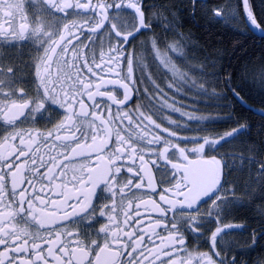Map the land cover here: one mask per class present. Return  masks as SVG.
<instances>
[{
    "label": "snow or ice",
    "instance_id": "6c2138e0",
    "mask_svg": "<svg viewBox=\"0 0 264 264\" xmlns=\"http://www.w3.org/2000/svg\"><path fill=\"white\" fill-rule=\"evenodd\" d=\"M245 19L250 25L259 29L255 17L251 11L248 0H241ZM141 0H113V3H105L104 0H39V7L50 16L63 14V19L67 20L71 16H91V21H86L84 24L73 23L71 25L64 24V31L59 30L55 33L49 32L45 22L39 18H34L30 23L32 24L29 37H38L41 42L47 43L44 49L45 55L40 60L37 68L36 76L40 87L37 89V97L34 100H29L27 96L21 94L17 95V90L10 82H5L0 79V121L5 126H10L13 129L18 127L17 120L23 116L24 120L20 121L23 124L25 121L35 122L37 117L46 112V104H57L60 108L71 111L74 103L78 102L82 110V116L88 117L87 112H83V103L78 100V96L87 95L90 101H93V112L90 117V129L80 132V136L73 135L71 143L68 137H61L58 134L62 125H57V131H50L45 136L36 131H20L12 132L6 136L0 137V142L8 145L9 141H15L19 137V143L15 148L10 145L0 152V206L4 211L0 212V264H237L233 258L231 260L221 258L220 252L216 251L218 237L222 240V233L226 229L217 226L209 237L211 254L200 253L198 256H192L186 250L185 239L181 229L196 232L207 218L215 216L219 217L220 204L227 203L226 200L220 199V193L224 190L220 184V170L218 161H198L193 162L188 159L185 154V149L179 147L176 143H171L176 139L175 132H168L165 128L162 131L166 133V137L161 139L158 134L161 131L160 124H157L150 115H145L143 112H138V120L133 121L127 114L121 115L122 109H117L116 118L121 123L127 122L128 129L127 139L121 136L120 131L115 133V141L112 148L105 152L108 148V139L111 136L108 125L114 123L112 114L109 112L107 120L96 111L100 108V104L96 102V96H107L113 104H123L130 99L129 84L133 88L136 87L135 81L132 79V59L131 56H124L123 60L127 67V74L123 77L116 73L114 80L104 79L105 69L114 68L121 63L120 56L125 51L123 47H117L108 44V51L100 52L97 57L94 51L96 41H91V45L86 44V40L91 36L97 34V30L103 27L104 23H108L106 32H111L112 35L118 39L121 45L129 43V36L135 39V32L141 29H147L148 24L144 21V13L140 7ZM125 9H132L134 23L131 29L120 28L114 21L120 16ZM71 10V11H69ZM113 12L111 18L108 15L109 11ZM219 15L217 11L214 13ZM19 15V21L16 20ZM0 16L6 21H9L8 27L11 31H6L0 28V36L5 38L25 39V32L28 29L25 27L27 18L23 13L22 0H0ZM83 34L85 30L88 31V36L85 40H80L79 35L73 30ZM122 33H124L122 35ZM101 35H103L101 33ZM58 37V39L56 38ZM73 40L79 43H73ZM60 48V52H56V48ZM88 48V52H84V48ZM152 50L154 58L158 59L163 67L168 68L174 77H178L183 81L186 74L182 73L172 63L168 53H179V44H170L165 51H161L156 47V41H152ZM182 54V53H181ZM56 56L54 62L57 69L56 72L51 71L53 67L52 57ZM105 57L106 61L105 62ZM99 59L100 63L97 62ZM82 69H86L91 79L85 80ZM94 69L96 71H94ZM142 72H146V67L141 68ZM12 69H0V74L11 73ZM14 75V74H13ZM139 79H148L154 84L151 76L141 75ZM94 81H99L95 83ZM127 81L128 83H124ZM109 84H118L120 88L124 89L123 100L117 101L116 97L110 91H101L102 88L107 89ZM67 85V88L65 87ZM195 86V85H193ZM171 87V85H169ZM12 89L6 92L5 89ZM203 91V89H200ZM147 91V90H145ZM154 91L163 95V90L159 86H154ZM235 94V93H234ZM237 99H239L238 94ZM13 97L22 101L16 103ZM4 101H7L5 103ZM160 107L159 111L163 112L166 108H171L173 112L179 109L172 107L164 101H158ZM110 107V105H105ZM151 111V109H149ZM27 112V114H25ZM157 113H153L156 115ZM75 115V113H73ZM190 119L192 117H189ZM170 125L175 124L174 121H168ZM95 125V127H92ZM176 128L180 125L175 124ZM149 129H154L151 138H148L144 133ZM99 130V131H98ZM122 130H124L122 128ZM74 131H80L74 129ZM133 133L139 137L140 140H146V146L161 145L162 151H154L156 160H149L145 162L143 152H137L133 143ZM102 135L104 139L98 140L97 137ZM233 133H228L221 137L222 140H227ZM38 138V141H43L48 145H55L60 142V145L65 149H70L71 156H63L67 163L57 164L59 155H52L51 149L49 151L50 159L45 161L42 159V154L39 153V142L35 147L26 143ZM91 140V145H87V141ZM195 142V141H193ZM220 141H210L207 138L203 139V143L199 147L191 149V152L201 154L204 151L205 145L210 148L214 147ZM75 144V147L72 144ZM169 149H173V157L179 154L182 157L181 163H172L169 159ZM94 152L96 156L97 165L94 169L91 166L92 155ZM76 156H82L87 160L88 164H82L80 168V175H74L71 178L67 176V171L73 164ZM107 156L105 160L104 157ZM23 157V161H21ZM139 158L140 165H136V158ZM123 158L132 161L130 165H122L119 163ZM159 162V166L157 164ZM151 163L153 167H158L160 172V184L170 185L169 188L161 187L159 195L160 201L165 205L159 208L160 220L168 219L169 224H161L159 220L154 221L155 227L149 231L144 230V226L140 223L142 217L139 216L137 210V220L132 223L128 213L123 211V201L127 199L125 196V188L129 191L134 187L141 189L142 182L133 185V179L143 181V173L146 171L144 165ZM24 165V167L21 166ZM133 167H138L140 171L134 176L125 179L121 175L122 168L126 169L127 173L133 172ZM45 171H41V169ZM57 168V171H53ZM98 169V171L96 170ZM27 172V177L23 174ZM179 173V179H177ZM27 180V185L24 186L22 178ZM59 180L57 184L55 181ZM10 183L11 187L7 188ZM72 184V190H69L67 185ZM148 187L152 191H156L153 185L152 178L148 180ZM39 184L40 187H36ZM103 185L100 189L101 193H109V198L113 199L112 205L103 204L99 208L93 205V199L96 197V189ZM19 185V187H18ZM7 188V191H6ZM119 196L120 205H117L115 197ZM8 197V199H6ZM207 197L204 203L208 201L215 202L220 200V204H215L213 210L208 212L207 217H200L194 213L200 212V201ZM69 200H75V203L69 204ZM58 201H61L58 203ZM33 202H36L41 209H49L52 215L46 214L43 211L35 212ZM153 208H157L154 201L150 202ZM15 205L20 212H27L28 217H31V222H35L36 218L42 217V221H52L53 223L60 220H71L73 224L80 221H92L96 219V215L100 217L107 216L108 224L99 229L100 233L104 234L101 242L95 240L84 244L80 241L79 236L74 235L71 231L59 232L56 228L48 229V237H35L29 234L26 230L9 227L15 220V215L7 210ZM121 208L117 212V207ZM147 207V205H145ZM71 209V211H69ZM107 209V211H105ZM63 211V217L54 215ZM17 212L16 215H20ZM84 214V215H82ZM123 215L124 220L118 221L116 217ZM78 217L79 220L73 219ZM21 221L29 223V219L21 215ZM178 218L182 221L181 226L178 227ZM131 228L125 230L126 228ZM233 226L228 225V229ZM156 228H162L166 232L167 238L161 236ZM63 235L64 239H61ZM147 235L148 239L144 237ZM28 237V238H25ZM54 237V238H53ZM153 237L160 240V244L156 245ZM29 238L32 243L29 244ZM37 239H43L47 244V248H43L36 243ZM152 245L160 249V251H153ZM77 249H79L77 251ZM184 252V258L181 259V252ZM25 253H30L34 259H23L20 257ZM163 257V258H162ZM215 257V259H214Z\"/></svg>",
    "mask_w": 264,
    "mask_h": 264
},
{
    "label": "flooded vegetation",
    "instance_id": "af4514ba",
    "mask_svg": "<svg viewBox=\"0 0 264 264\" xmlns=\"http://www.w3.org/2000/svg\"><path fill=\"white\" fill-rule=\"evenodd\" d=\"M162 0H141V10L144 13V21L149 25L147 29H141L139 32H135V39L129 36V43L121 45L117 38H115L111 32H106L105 29L108 28V23L105 22L103 27L97 30V34L86 40V44L91 45V41H96L97 45L94 46V51L99 57L100 52L107 53L108 44L111 43L117 47H123L125 51L120 56L121 63L116 65L114 68L105 69L104 79L114 80L116 78V73H119L121 77L127 74V67L124 63V56H131L132 59V79L135 81L136 87L133 88L129 84V96L130 99L125 101L123 104H113L108 100L107 96L100 97L96 96V102L100 104V108L96 111L98 114L102 115L105 120L109 117V112L112 114L114 123L108 125L109 131L111 133L108 139V148L105 149L107 152L112 148L115 141V133L120 131L121 136L127 139V132L131 131L128 129L127 122L123 125L116 118L117 109H122L121 115L127 114L132 118L133 121L138 120V112H143L145 115H150L157 124H160L161 131L158 133L161 139L166 137V133L162 130L167 128L168 132H175L176 139L170 141L171 143H176L179 147L185 149V154L188 159L193 162L207 161L211 162L213 160L219 162L220 170V184L223 186V191L220 193V199L226 200L227 203L220 204V200L208 201L207 197L201 199L199 213H194L200 217H207L208 212L213 210L215 204H220L219 217L215 216L213 211V217L204 220L202 226L198 228L196 232L181 229V232L185 239L186 250L192 256H198L200 253L211 254V247L209 237L211 233L215 230L217 226H221L226 229L225 233H222L223 239L218 237V242L216 245V251L220 252L221 258L224 259H235L237 264H264V260L260 251L261 238L264 234V162L255 153H250L249 148L237 147L235 143L239 140L242 145L243 136L246 132L245 128L241 125L230 128L231 116L229 113H223L224 106L228 105L225 101V97L229 95L225 92L219 91L218 82L216 79L217 73L214 64H210L205 59L199 58L200 55L197 51L193 50H182L180 49L177 54L178 64L180 65L182 73L186 74L185 80L181 81L178 77H174L171 72L164 69L159 65L157 59L154 58V52L152 50V41H156V47L162 52L166 50L167 46L170 44H178V41L184 40L180 34L183 31L181 27L175 23L174 19L169 17L167 14L166 6L161 2ZM105 3H113V0H104ZM127 3V0H125ZM95 3V0H93ZM23 13L27 18L29 23L25 24L28 29L25 32V39H15L5 38L0 36V69L6 70L11 68L12 72L8 74H0V79L5 82H10L14 85L17 90V95H25L31 101L37 97V89L40 87L39 81L37 80L36 72L39 66L40 60L44 57V49L47 47V43L41 42L38 37H29V32L31 31L32 21L34 18H39L45 22L47 30L49 32L55 33L56 31L63 32L64 24L71 25L84 24L86 21H91L93 17L91 16H71L69 19L64 20L63 14H57L56 16H50L44 12L39 7V0H22ZM71 11V10H69ZM132 9H125L121 12L117 21H114L118 25V30L122 27L124 29H131V25L134 23ZM109 17L113 15L110 10L108 12ZM16 20L19 21V15H17ZM9 21H6L2 16H0V28L6 31H11L8 27ZM178 28V30L176 29ZM79 35L80 40H85L88 36V31L85 30L83 34L77 32L76 29L73 30ZM101 33L103 35H101ZM124 33H122L123 35ZM58 39V37H56ZM73 43H79L77 40H73ZM56 52H60V48H56ZM84 52H88V48H84ZM182 53V54H181ZM197 55V56H194ZM190 58V59H189ZM56 61V56L53 55L52 63L53 67L50 69L56 72L54 62ZM97 62L100 63L99 59ZM105 62L106 57H105ZM146 67V72H142L141 68ZM85 80L91 79L89 77L86 69H82ZM94 71H96L94 69ZM14 74V75H13ZM141 75L151 76V80L154 84L149 82L148 79L141 80L139 77ZM99 83V81H94ZM124 83H128L124 81ZM171 85V87H169ZM195 85V86H193ZM154 86H159L163 90V95L154 91ZM67 88V85L65 86ZM200 89H203L201 91ZM12 89L6 88V92H10ZM110 91L113 96L116 97L117 101L123 100L124 89L120 88L118 84H109L107 89L102 88L101 91ZM147 90V91H145ZM16 103H22L21 100L13 97ZM78 100L83 103V112L89 114L88 117L82 116V110L78 102L74 103L71 111L60 108L57 104L47 103L45 108L46 112L37 117L35 122L25 121L23 124L20 121L24 120L21 116L17 120V125L15 129L10 126H5L2 121H0V137L6 136L12 132H20L24 130L36 131L39 133L47 135L50 131H57L56 126L62 125L59 129L58 134L61 137H68V141L71 143V137L73 135L80 136V132L83 130L91 131L90 117L93 112V101L87 98V95L78 96ZM158 101H164L172 106H178L179 113L175 114V122L180 125V128H176L175 124L170 125L163 117V112L159 111ZM7 103V101H4ZM110 105L106 107L105 105ZM151 109V111H149ZM75 113V115H73ZM153 113H157L153 115ZM27 114V112L25 113ZM189 117H192L191 119ZM222 121H227L225 125L221 124ZM92 127H95L93 125ZM122 128L124 130H122ZM74 129H79L80 131H74ZM99 131V130H98ZM154 129H149L144 134L151 138ZM228 133H233L231 137L227 140L220 139L226 136ZM134 139L130 141L133 143L137 152H143L145 162L151 160H156L154 151H162L161 145H151L146 146V140H140L135 133H133ZM207 138L210 141L219 140L220 142L214 147H209L205 145L204 151L201 154H196L191 152V149L199 147L203 143V139ZM98 140L104 139L102 135L97 137ZM26 143L31 144L35 147L36 143L39 142V153L42 154V159L45 161L50 159L49 151L51 149L52 155L62 154L58 156L57 164L67 163L63 159V156H71L70 149H65L60 145V142H56L55 145L45 144L43 141H38L34 139L28 141L25 138ZM195 141V142H193ZM230 143L229 149L225 150V144ZM19 143V137L15 141H9L8 145L0 142V152H3L7 146L13 148ZM87 145H91V140L87 141ZM75 147V144H72ZM173 149H169V159L172 163H181L182 157L177 154L173 157ZM248 151V152H247ZM91 166L95 169L97 165L95 153L92 152ZM21 157V161H23ZM107 159V156L104 157ZM89 162L85 160L82 156H76L70 169L67 171V176L71 178L74 175H80V168L82 164H88ZM122 165H130L132 161L123 158L119 161ZM159 166V162H157ZM136 165H140L139 158H136ZM24 167L23 164H21ZM183 166V164H182ZM146 171L143 173V181L133 179V185L142 182L143 187L141 189H135L134 187L129 191L125 188V196L127 199L123 201V211L128 213L129 218L132 223L137 220V210L139 211V216L142 217L140 223L144 226V230L147 232L152 227H155L154 221L159 220L161 224H169L168 219L160 220L159 208L165 207V205L160 201L159 195L161 187L169 188L170 185L160 184V172L158 167H153L151 163H146L144 165ZM57 168H53V171H57ZM98 171V169H96ZM45 171V169H41ZM140 171L138 167H133L132 173H127L126 169L122 168L121 175L125 179L130 178ZM27 172L23 174V177H27ZM22 179L24 186L27 185V180ZM152 178L153 185L156 191H152L148 187V180ZM177 179H179V173H177ZM55 183L59 184L60 181L57 180ZM10 183L7 188H10ZM19 187V185H18ZM36 187H40L39 184ZM69 190H72V184L67 185ZM103 187L101 184L96 189V197L99 199H93V205L99 208L103 204L112 205L113 199L109 198V193H101L100 189ZM6 188V191H7ZM8 199V197H6ZM117 205H120L119 196L114 198ZM154 201L157 208H153L151 203ZM61 201H58V203ZM69 204L75 203V200H69ZM147 205V207L145 206ZM33 207L35 212L43 211L46 214L52 215L49 209H41L36 202H33ZM249 208H253L249 212ZM4 211L3 207L0 206V212ZM15 215V220L9 227H15L17 229L26 230L29 234L35 237H48V229L56 228L59 232L63 233L65 231H71L74 235L79 236L80 241L87 244L91 240L101 242L104 234L99 232V229L106 224H108L107 216L100 217L96 215V219L92 221H80L73 224L71 220L60 219L56 222L42 221V217H37L35 222H31V217H28L27 212H20L19 209L13 206L7 210ZM71 211V209H69ZM107 211V209H105ZM121 208L117 207V212H120ZM20 212V215H16ZM252 213L254 215H252ZM21 215L29 219V223H24L21 221ZM54 215L63 217V211L55 213ZM84 215V214H82ZM73 219L79 220L78 217H73ZM118 221H123L124 216L120 215L116 217ZM182 221L178 218L177 226H181ZM228 225H232L231 229H228ZM126 228L125 230H129ZM156 231L161 234L165 239L167 238V233L163 231L162 228H156ZM28 238V237H25ZM54 238V237H53ZM61 239L64 237L61 235ZM145 240L148 239L147 235L144 237ZM156 245L160 244V240L153 237ZM32 243V239L29 238V244ZM36 243L40 244L41 247L47 248V244L43 239H37ZM153 247V251H160L159 248ZM262 249V248H261ZM79 249H77L78 251ZM163 258V257H162ZM181 259L184 258V252H181ZM23 259H34L31 257L30 253H25L20 257ZM215 259V257H214ZM159 264V261H157ZM195 264V260L192 261Z\"/></svg>",
    "mask_w": 264,
    "mask_h": 264
},
{
    "label": "trees",
    "instance_id": "16d2710c",
    "mask_svg": "<svg viewBox=\"0 0 264 264\" xmlns=\"http://www.w3.org/2000/svg\"><path fill=\"white\" fill-rule=\"evenodd\" d=\"M228 1L161 2L166 6L169 17L187 36L182 41L184 46L178 41L180 49L197 51L199 58L214 64L212 68L217 73L218 89L230 98L225 97L228 105L223 108V113L231 116L230 128L241 125L246 130L242 145L237 140L235 146L244 145L264 162V80L260 78L264 73V37L256 34L245 19L241 0H233L242 16L240 22L226 25L224 19L214 14ZM248 3L256 23L264 30V0H248ZM226 122L222 121L221 124L225 125ZM229 147L230 143L227 142L225 150ZM248 210L251 212L253 208ZM261 240L260 251L264 260V234Z\"/></svg>",
    "mask_w": 264,
    "mask_h": 264
},
{
    "label": "rangeland",
    "instance_id": "374dc122",
    "mask_svg": "<svg viewBox=\"0 0 264 264\" xmlns=\"http://www.w3.org/2000/svg\"><path fill=\"white\" fill-rule=\"evenodd\" d=\"M217 11L219 12V16L220 18L226 20V21H230V22H240L242 19L241 14L239 13L238 10V5L233 1L230 0L227 3L223 4L221 6V8L217 9ZM168 56L171 58L172 63L175 65V67L177 69H179V71H182L180 65L178 64V60H177V54L176 53H168ZM157 62L159 63L160 66H162L159 62V60L157 59ZM163 67V66H162ZM164 69H167L169 72H171L168 68L163 67ZM172 73V72H171ZM262 75V76H261ZM260 75V78L264 80V73ZM263 77V78H262ZM174 108H179L178 106H172ZM179 111L177 112H173L171 110V108H166L164 109V113H163V117L166 121H174L177 119L175 118V114H178ZM177 122H175L176 124Z\"/></svg>",
    "mask_w": 264,
    "mask_h": 264
},
{
    "label": "water",
    "instance_id": "95a60500",
    "mask_svg": "<svg viewBox=\"0 0 264 264\" xmlns=\"http://www.w3.org/2000/svg\"><path fill=\"white\" fill-rule=\"evenodd\" d=\"M241 3H242V2H241ZM242 7L244 8L243 4H242ZM244 13H245V11H244ZM252 29H253V31H254L256 34H258V35L264 37V30H262V29H260V28L257 29L255 26H253Z\"/></svg>",
    "mask_w": 264,
    "mask_h": 264
},
{
    "label": "bare ground",
    "instance_id": "6f19581e",
    "mask_svg": "<svg viewBox=\"0 0 264 264\" xmlns=\"http://www.w3.org/2000/svg\"><path fill=\"white\" fill-rule=\"evenodd\" d=\"M217 12V10H215V13ZM217 17H219V16H217Z\"/></svg>",
    "mask_w": 264,
    "mask_h": 264
}]
</instances>
